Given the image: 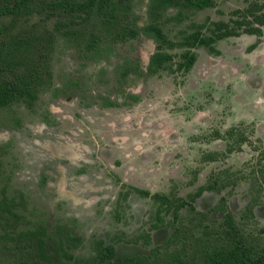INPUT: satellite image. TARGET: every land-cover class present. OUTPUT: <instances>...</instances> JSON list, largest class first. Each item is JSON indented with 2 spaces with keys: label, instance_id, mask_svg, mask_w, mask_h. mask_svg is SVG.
Segmentation results:
<instances>
[{
  "label": "rangeland",
  "instance_id": "obj_1",
  "mask_svg": "<svg viewBox=\"0 0 264 264\" xmlns=\"http://www.w3.org/2000/svg\"><path fill=\"white\" fill-rule=\"evenodd\" d=\"M251 1L216 0V7L193 13L191 21L227 22ZM147 2L133 1L131 26L147 21ZM58 20L35 15L19 28L53 29ZM180 28L164 30L173 38ZM102 47L109 52L97 59L59 38L50 86L39 92L35 106L0 109V199L3 193L24 194L18 231L45 225L57 264H66L57 249L66 230L83 240L69 250L75 258L93 256L96 241L103 240L115 247L116 261L140 256L144 264H190L214 241L223 217L213 209L225 196L234 223L264 244V192L254 215H243L251 194L244 181L194 201L197 211L208 213L201 225L188 207L177 219L166 208L158 214L157 203L132 190L189 200L214 171L240 170L253 148L228 152L217 135L233 126L264 147V36L221 40L218 56L196 50L189 72L154 76L146 75V66L156 46L144 35L104 40ZM126 63L134 69L122 78ZM108 101L115 105L107 107ZM215 156L217 161H208ZM7 244L0 239V259L14 262Z\"/></svg>",
  "mask_w": 264,
  "mask_h": 264
},
{
  "label": "trees",
  "instance_id": "obj_2",
  "mask_svg": "<svg viewBox=\"0 0 264 264\" xmlns=\"http://www.w3.org/2000/svg\"><path fill=\"white\" fill-rule=\"evenodd\" d=\"M134 0H0V109L20 104L32 109L41 90L50 86L52 71L51 59L57 40L83 47L93 58H101L107 49L102 47L104 40L119 42L134 39L139 34L150 39L156 51L150 55L146 75L154 76L162 71L189 72L197 62L196 50L203 49L209 55L218 56L217 42L239 37L242 34L264 36V3L253 0L245 8L236 9L231 18L218 22L196 23L191 21L193 13L216 7V0H148L147 21L140 27L130 25ZM174 10L172 15H168ZM39 15L45 19L59 18L53 29L19 28L31 17ZM181 27L173 38L168 37L165 27ZM257 41L249 47L252 51ZM174 51H180L175 54ZM175 58L178 60L175 62ZM134 66L126 63L120 72L126 78ZM136 101L138 98H134ZM113 107L112 102H105ZM226 144V151L240 150L244 145L253 148L251 160L234 172L223 169L214 171L207 183L188 196L189 200L175 198L147 190L132 188L141 197H148L158 204V214L162 209L179 217L181 209L188 207L191 214L199 216V223L208 220V213L197 211L193 203L203 193L220 195L228 188L232 190L240 181L250 188L249 203L244 214L252 217L253 209L259 205L264 192V147L254 146L251 135L233 126L220 135ZM234 139L232 144L228 140ZM260 144L261 140L256 139ZM260 146V145H259ZM217 155V154H216ZM208 161H217V157ZM124 199L127 194H120ZM227 198L221 196L213 209L221 213L223 220L217 223L214 241L190 264H264V244L259 245L236 225L226 209ZM25 206L24 194L0 199V239L9 245L14 262L0 259V264H57L52 251L53 239L45 225L18 231L23 219L17 212ZM209 229V226L206 227ZM82 238L66 230L58 238V251L66 264H144L140 256L116 261V250L112 244L97 240L94 255L88 258H75L69 250L82 244Z\"/></svg>",
  "mask_w": 264,
  "mask_h": 264
}]
</instances>
